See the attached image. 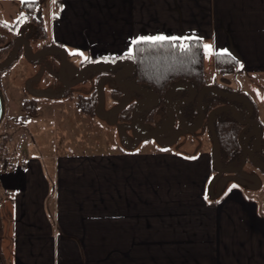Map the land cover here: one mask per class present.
<instances>
[{"label": "crops", "instance_id": "0c3cea01", "mask_svg": "<svg viewBox=\"0 0 264 264\" xmlns=\"http://www.w3.org/2000/svg\"><path fill=\"white\" fill-rule=\"evenodd\" d=\"M27 1L36 2L40 21L42 3L55 8L46 34L69 58L73 79L85 66L115 72L120 68L109 66L130 62L136 42L164 37L199 39L204 61L213 65L216 54H229L240 63L233 80L264 82V0ZM25 2L0 0L3 24ZM39 103L34 113L22 108L25 124H50L39 120ZM255 105L260 112L256 99ZM93 106L75 102L68 109L102 124ZM48 152L28 147L16 167L0 172L7 264H264V195L231 185L206 199V153Z\"/></svg>", "mask_w": 264, "mask_h": 264}, {"label": "rangeland", "instance_id": "374dc122", "mask_svg": "<svg viewBox=\"0 0 264 264\" xmlns=\"http://www.w3.org/2000/svg\"><path fill=\"white\" fill-rule=\"evenodd\" d=\"M54 10L50 3H42L38 8L40 21L34 18L37 16L36 11L22 9L23 16L20 14L14 21H9L11 25H17L18 21L19 25L14 29L5 27L3 21H7V18L0 17V47H7L11 37L16 34L21 35L18 38L22 40L11 65L0 70V138L8 136L15 146H27L24 151L18 149V160H22L21 156L27 153L28 147L38 155L49 153L48 151L54 148L60 150L68 147L75 152H112L119 149L126 152H177L191 156L206 153L212 161L206 199H214L216 192L221 194L219 189L225 190L231 185L239 186L257 198L263 197L264 82H236L232 74L219 75L206 58V78L214 87L218 86L215 81L230 85L231 88H225L226 92H223L228 95L225 98L229 103L222 102L217 105L206 113L204 119L201 115L189 119L184 116L180 105L192 103L194 94L190 88L175 86L168 96H165L164 102L157 105L159 101L156 95L150 90L142 91L135 85L130 66L127 64L115 69V72L84 70L87 67L85 66L73 79L68 73L69 58L65 62L64 50L51 45L50 37L46 34V23L50 21L49 15ZM33 41L38 42L39 49H35ZM9 49L8 47L2 53L0 62L4 60ZM40 52L45 53L38 56ZM7 57L9 58L8 55ZM234 83L239 89H235ZM113 90L120 94L112 92ZM214 91L220 93L219 90ZM62 95L70 98L72 105L70 101L63 103ZM205 96L212 95L206 92ZM222 97L224 99V95ZM23 98L36 99L41 106L45 104L39 120L44 116L50 124H25L22 117L28 115V112L21 107ZM87 99L94 102L91 110L94 111L95 120L102 124H93L90 118H80L68 109L72 108L75 102L83 103L87 102ZM255 99L260 103V112L257 107L259 115L257 114L256 118L251 113L249 119L256 122L252 123L247 121L246 105L248 106L247 101L255 103ZM197 103V108L203 110L204 103L200 98ZM130 104L132 120L120 121L119 117L125 114V109ZM223 111H227L239 121H246L247 124L261 125L252 130L248 154L246 157L242 155L239 162H229L228 159L222 158L215 135L211 131L215 116ZM31 125H38L35 133L32 132ZM45 162L48 164V161ZM1 192L0 187V202L3 198Z\"/></svg>", "mask_w": 264, "mask_h": 264}, {"label": "trees", "instance_id": "16d2710c", "mask_svg": "<svg viewBox=\"0 0 264 264\" xmlns=\"http://www.w3.org/2000/svg\"><path fill=\"white\" fill-rule=\"evenodd\" d=\"M34 3L36 2H25L24 9L34 11ZM5 25L8 29H14L16 27V24ZM8 47L10 46L0 47V58ZM126 58L133 66L131 72L135 85L153 92L158 97L159 102L157 105L164 102L165 96L176 84L191 88L196 94L192 97V103L188 104L187 108L183 106L184 104L180 105L184 116L189 119L200 117V115L204 119L206 113L217 105L222 102L229 103V100L225 98L228 95L223 94V92H226L225 88L230 89L231 87L219 81L214 82L218 85L214 87L211 85V81L205 76L203 45L199 39L136 42L134 49ZM213 65L219 75H226L235 73L240 63L231 55L221 53L215 55ZM214 89L219 90L220 93L214 91ZM205 91L211 93L212 96H205ZM112 92L120 94L117 90H113ZM200 93H203L202 103H204V109H201L202 111L200 108H197L198 94ZM221 95H224V99ZM247 102L248 106L246 105V110L248 111L250 109L253 117L256 118L257 107L255 103ZM87 103L93 104L89 99H87ZM36 105L37 100L33 98H23L21 100V107L31 113L35 112ZM130 106L131 104L125 109V114L119 117L120 121L129 122L132 120ZM251 113L249 118L251 117ZM22 118L24 119V117ZM249 118L247 119L248 122H250ZM10 119L7 118V120ZM245 122L232 117L227 111L218 113L212 122L211 131L215 135L218 151L222 158L228 159L229 162H239L242 155L247 156L249 138L252 136L249 133L250 129L261 126L260 124H247ZM17 153L18 148L12 144L11 139L8 136H2L0 138V172L13 169L18 165ZM2 238L3 223L0 214V264H7L2 250Z\"/></svg>", "mask_w": 264, "mask_h": 264}, {"label": "flooded vegetation", "instance_id": "af4514ba", "mask_svg": "<svg viewBox=\"0 0 264 264\" xmlns=\"http://www.w3.org/2000/svg\"><path fill=\"white\" fill-rule=\"evenodd\" d=\"M16 22H18V21H16ZM8 25H11V24H8ZM17 25H19L18 23H17ZM17 25H16V27H17ZM9 31H11V30H9ZM29 35H33V34H29ZM19 36H21V35H14V37H11V40L8 42V44L7 45H9L10 47V51L9 52H7L5 55V57H4V60L6 59V58H8L7 57V55L10 57V55H11V53H12V51H13V49H14V46H15V43L18 41V40H20L19 42H18V46H17V51H16V53H15V55H14V57H13V59L16 57V55H17V52H18V47H19V44H20V42L22 41L21 39H19L18 37ZM27 36V35H26ZM22 37H24L23 35H22ZM25 38V37H24ZM56 52H58V51H56ZM44 54V52H40L39 54H37L38 56L39 55H43ZM13 59L11 60V62L7 65L8 67L11 65V63H12V61H13ZM4 60H2V62L0 63V64H2V63H4L5 61ZM4 61V62H3ZM6 66V67H7ZM5 68V67H4ZM3 69V68H2ZM0 79H1V73H0ZM153 93V92H152ZM230 93V92H229ZM154 94V93H153ZM155 95V94H154ZM194 95H196V94H194ZM193 95V96H194ZM230 95V94H229ZM241 95V94H240ZM242 96V95H241ZM198 98H200L201 100L203 99V93H200V94H198ZM158 101V100H157ZM198 104V103H197ZM187 105L188 104H185V105H183L184 107H187ZM251 110L249 109L248 110V116H247V119L249 118V114L251 113L250 112ZM250 120V122L252 121L251 119H249ZM254 120V119H253ZM255 121V120H254ZM254 121H252V123L254 122ZM254 123H256V122H254ZM258 128V127H257ZM252 130H253V128H251L250 129V132L249 133H251L252 132Z\"/></svg>", "mask_w": 264, "mask_h": 264}, {"label": "water", "instance_id": "95a60500", "mask_svg": "<svg viewBox=\"0 0 264 264\" xmlns=\"http://www.w3.org/2000/svg\"><path fill=\"white\" fill-rule=\"evenodd\" d=\"M20 40H18L16 43H15V46H14V49H13V51H12V53H11V55H10V57L8 58V60L7 61H5L4 63H2V64H0V69H2V68H4V67H6L10 62H11V60L13 59V57H14V55H15V53H16V51H17V46H18V42H19ZM25 41V40H24ZM56 51H58V50H56ZM46 52H48V51H46ZM59 52V51H58ZM45 53V52H44ZM37 57V56H36ZM127 64L130 66V71H132L133 70V66H132V64L130 63V62H127ZM121 65L120 64H117L116 66H113L112 68H117V67H120ZM89 68H93V67H87L85 70H87V69H89ZM175 86H179V84H176ZM175 86H173V88L175 87ZM172 88V89H173ZM171 89V90H172ZM191 89V88H190ZM141 90L142 91H148V92H150L148 89H146V88H141ZM192 90V89H191ZM171 92V91H170ZM169 92V93H170ZM168 93V94H169ZM153 94V93H152ZM168 94H167V96H168ZM193 94H195V92H193ZM154 95V94H153ZM155 96V95H154ZM1 109H2V103H1V98H0V117H1ZM202 116V115H201ZM133 125H135V124H133ZM257 128V127H256Z\"/></svg>", "mask_w": 264, "mask_h": 264}, {"label": "snow or ice", "instance_id": "6c2138e0", "mask_svg": "<svg viewBox=\"0 0 264 264\" xmlns=\"http://www.w3.org/2000/svg\"><path fill=\"white\" fill-rule=\"evenodd\" d=\"M22 2H25V0H22ZM21 16H23V13H21ZM149 39H152V40H162V39H165L164 37H154V38H149ZM206 49H208L209 51L211 50V45H205L204 46Z\"/></svg>", "mask_w": 264, "mask_h": 264}, {"label": "built area", "instance_id": "2783aa9c", "mask_svg": "<svg viewBox=\"0 0 264 264\" xmlns=\"http://www.w3.org/2000/svg\"><path fill=\"white\" fill-rule=\"evenodd\" d=\"M17 148H18V149H21V145H20V144H18V145H17Z\"/></svg>", "mask_w": 264, "mask_h": 264}]
</instances>
